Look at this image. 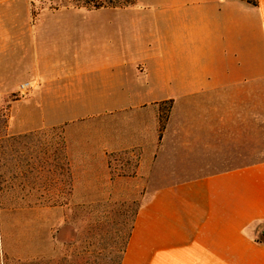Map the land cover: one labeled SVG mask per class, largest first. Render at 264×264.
I'll list each match as a JSON object with an SVG mask.
<instances>
[{"label": "crops", "instance_id": "1", "mask_svg": "<svg viewBox=\"0 0 264 264\" xmlns=\"http://www.w3.org/2000/svg\"><path fill=\"white\" fill-rule=\"evenodd\" d=\"M35 1L0 0V97L45 194L0 208L44 232L8 252L48 255L55 210L125 180L145 198L120 264H264V0Z\"/></svg>", "mask_w": 264, "mask_h": 264}, {"label": "rangeland", "instance_id": "2", "mask_svg": "<svg viewBox=\"0 0 264 264\" xmlns=\"http://www.w3.org/2000/svg\"><path fill=\"white\" fill-rule=\"evenodd\" d=\"M74 0H36L35 9L65 8ZM86 8V7H83ZM78 16L54 21L77 22ZM20 95L0 97V109L7 108L8 121L11 106ZM126 164L125 158L120 161ZM122 167L121 174H125ZM137 182H120L104 185L102 192H82L83 200L73 198L69 206L55 210L54 246L48 255L31 260L14 256L8 251H28L41 246L44 232L40 225L19 222L23 216L15 209L3 212L0 220V264H119L123 253L129 222L138 205L145 198L144 191L137 190ZM19 217L18 223L13 217ZM62 221V220H61Z\"/></svg>", "mask_w": 264, "mask_h": 264}, {"label": "trees", "instance_id": "3", "mask_svg": "<svg viewBox=\"0 0 264 264\" xmlns=\"http://www.w3.org/2000/svg\"><path fill=\"white\" fill-rule=\"evenodd\" d=\"M252 5H257L258 0H243ZM134 0H74L69 6L100 8V7H118L127 6ZM38 133H31L23 136H15L9 132V121L7 108L0 109V208L14 204V201L20 197H44V193L39 194L40 185L37 184L39 176L38 169L34 166L35 159L29 151H21L16 144H20V138L34 136ZM27 147V145H25ZM45 163L47 161L45 160ZM32 165V167H31ZM68 187L66 190L55 192V194L64 195L68 198L70 195V175H67ZM49 179V177H47ZM42 187V186H41ZM137 209L134 212L136 214ZM129 234L126 236V242ZM124 253V251H123ZM121 255V258L123 256ZM121 261V260H120ZM120 264V262H119Z\"/></svg>", "mask_w": 264, "mask_h": 264}, {"label": "built area", "instance_id": "4", "mask_svg": "<svg viewBox=\"0 0 264 264\" xmlns=\"http://www.w3.org/2000/svg\"><path fill=\"white\" fill-rule=\"evenodd\" d=\"M28 84H23L22 86H21V92L23 93V94H26L27 92H28Z\"/></svg>", "mask_w": 264, "mask_h": 264}, {"label": "water", "instance_id": "5", "mask_svg": "<svg viewBox=\"0 0 264 264\" xmlns=\"http://www.w3.org/2000/svg\"><path fill=\"white\" fill-rule=\"evenodd\" d=\"M262 239H263V241H264V231H263V234H262Z\"/></svg>", "mask_w": 264, "mask_h": 264}]
</instances>
